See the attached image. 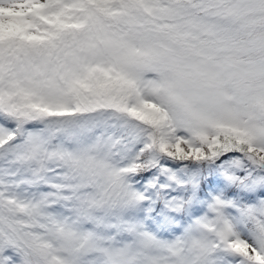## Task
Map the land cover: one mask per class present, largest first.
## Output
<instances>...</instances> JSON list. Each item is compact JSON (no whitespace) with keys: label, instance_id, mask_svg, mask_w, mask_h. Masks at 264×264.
Wrapping results in <instances>:
<instances>
[{"label":"snow or ice","instance_id":"snow-or-ice-1","mask_svg":"<svg viewBox=\"0 0 264 264\" xmlns=\"http://www.w3.org/2000/svg\"><path fill=\"white\" fill-rule=\"evenodd\" d=\"M0 264H264V0H0Z\"/></svg>","mask_w":264,"mask_h":264}]
</instances>
